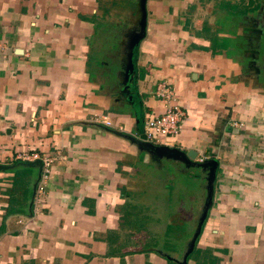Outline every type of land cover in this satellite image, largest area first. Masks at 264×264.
Listing matches in <instances>:
<instances>
[{
	"label": "crops",
	"instance_id": "crops-1",
	"mask_svg": "<svg viewBox=\"0 0 264 264\" xmlns=\"http://www.w3.org/2000/svg\"><path fill=\"white\" fill-rule=\"evenodd\" d=\"M219 1L145 0L135 45L140 0H0V264H264V75L253 16L236 32L248 48L226 56ZM160 83L185 117L154 144L143 125L164 112ZM32 152L57 156L41 208L39 162L18 160ZM152 189L176 248L127 241Z\"/></svg>",
	"mask_w": 264,
	"mask_h": 264
},
{
	"label": "rangeland",
	"instance_id": "rangeland-1",
	"mask_svg": "<svg viewBox=\"0 0 264 264\" xmlns=\"http://www.w3.org/2000/svg\"><path fill=\"white\" fill-rule=\"evenodd\" d=\"M236 1H239V4H241V0ZM261 7V9H264V1L263 3H261ZM252 19H254L253 22L248 23L247 25L249 26L248 32L251 39L249 40L251 44L249 46H251V48L255 50V53H258L255 55L257 57V59L255 60V64L257 67L255 69L262 76L264 66V10H261L260 13H258L256 17H252ZM186 181L187 184H189L188 191L193 192V189H195L196 187L195 184H197L195 179L190 178L188 180L186 179ZM157 199L158 197L156 196V191L153 189L147 191L145 190L144 195H139L137 197L136 201L139 202V205L136 206L137 212L134 218L136 220V223L134 224L140 230L134 235V237L128 238L127 241H129L130 239V242H132L133 244L141 245L144 248L154 246L157 249H161V247L167 246L176 248L180 239L169 238L167 237V235H169L170 233H163L164 226L167 223V221L164 220L165 217H163V215H165L166 213V209L164 205H162V202ZM200 202H202V199H200ZM199 213L201 214V211ZM162 234H165V236H160Z\"/></svg>",
	"mask_w": 264,
	"mask_h": 264
},
{
	"label": "built area",
	"instance_id": "built-area-1",
	"mask_svg": "<svg viewBox=\"0 0 264 264\" xmlns=\"http://www.w3.org/2000/svg\"><path fill=\"white\" fill-rule=\"evenodd\" d=\"M155 96L163 101L164 112L156 117H151L143 125V134L145 140L149 143L164 144L168 139L176 138L180 133V123L185 117V113L178 106L174 92L166 83H160L156 86ZM101 122L105 126H111L107 117H103ZM22 162L39 161L41 172L38 183L35 187L34 202L38 208H41L44 201L46 185L51 181L52 168L57 160V156L45 155L40 157L37 153H24L18 157ZM203 159H198L202 163Z\"/></svg>",
	"mask_w": 264,
	"mask_h": 264
},
{
	"label": "trees",
	"instance_id": "trees-1",
	"mask_svg": "<svg viewBox=\"0 0 264 264\" xmlns=\"http://www.w3.org/2000/svg\"><path fill=\"white\" fill-rule=\"evenodd\" d=\"M263 1L264 0H251L247 6H240L239 8H236L235 6H231L230 3L226 0H220L218 2L217 9L219 11L218 14L220 15V17H218V23L221 29V33L235 38V41L225 39V43H226L225 54L229 58L232 57L231 49H235L237 42H239V46H238L239 54H241L245 49L248 48V46L246 45L247 41L241 36H236L237 28L238 25L241 24L242 20H244L248 15L253 17H256L258 15L260 4ZM240 63H242V65H245L246 61H240ZM194 175L195 174H193L192 177L190 178L197 179L194 177Z\"/></svg>",
	"mask_w": 264,
	"mask_h": 264
},
{
	"label": "water",
	"instance_id": "water-1",
	"mask_svg": "<svg viewBox=\"0 0 264 264\" xmlns=\"http://www.w3.org/2000/svg\"><path fill=\"white\" fill-rule=\"evenodd\" d=\"M144 4H145V0H140V6H141V12H142V17H141V20H140V32L137 34V35H134L133 37V42L135 43V45L140 41V39L143 37V34H144V25H145V10H144ZM263 75H264V66H263ZM144 139V138H143ZM148 146H152L151 144H147ZM158 150L160 151H167L168 152H172L174 154H179V152H177L176 150H169L166 149L165 147H159L157 148ZM189 158V160H194V157L190 154H188L187 156ZM36 162V161H35ZM35 162H27V163H35ZM39 162V161H38ZM214 163V162H213ZM39 166H40V172H41V164L39 162ZM197 166H202L200 164H197ZM40 172H39V176H38V180H39V177H40ZM209 177L207 178V195H206V204H205V208L203 209L202 211V215L199 219V222L197 224V227H196V230L194 232V235L191 239V241L189 242V251L192 250V248L194 247V244H195V240L196 238L198 237L199 233H200V229H201V226L203 224V221L206 217V214H207V211L210 207V204H211V194H212V183H213V180H214V173H210L208 175ZM186 256V255H185Z\"/></svg>",
	"mask_w": 264,
	"mask_h": 264
}]
</instances>
